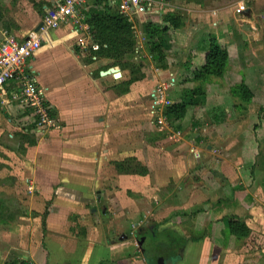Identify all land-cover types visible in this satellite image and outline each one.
<instances>
[{
	"label": "rangeland",
	"instance_id": "rangeland-1",
	"mask_svg": "<svg viewBox=\"0 0 264 264\" xmlns=\"http://www.w3.org/2000/svg\"><path fill=\"white\" fill-rule=\"evenodd\" d=\"M56 1L0 0V30L12 35L13 31L34 28L42 18L43 6ZM167 15L174 16L179 26L164 20ZM146 23L151 24L150 31L162 30L155 37L160 39L165 55L161 61L156 59L159 52L152 53ZM133 27L135 57L127 68L136 79L134 83L145 79L143 70L166 76L155 88L175 79L166 95L173 104L187 103V115L181 120L168 119L166 112L172 104L164 109L166 122L161 123L150 113L155 88L151 92L148 85L140 91L136 121L142 117L149 120L150 129L142 124L120 128V148L128 149V140L129 146L134 140H149L150 149L141 153L143 160L126 157L107 165L109 175L100 190L108 203L93 205L98 209L95 217L91 206L64 205L63 200H71L69 193L55 192L54 199L47 202L36 190L27 193L33 197L31 208L17 206L30 202L24 192L0 195V204L6 207L0 209V264L4 262V247L6 264L32 261L27 251L30 232L39 236L43 254L49 251L47 260L40 257L39 264H148L140 236H150L155 242L178 240L177 254L166 264H241L242 260L243 264H264V0H160V6L156 4L152 13L136 20ZM200 30L223 32L233 49L240 43L245 75L237 84L245 83L253 92L249 101L232 95L236 84L228 87L229 100L221 109H205L207 97L201 103L188 97L197 84L188 81L191 77L185 76L189 72L181 67L185 58H194L196 49L191 46L190 35ZM179 42L187 44L181 46L184 49L177 46ZM208 85L212 87V83ZM158 140H164L161 144L166 153L161 154ZM165 140H190L196 149L185 141L177 148ZM211 140L220 144L215 146ZM138 149L142 150L140 144ZM229 184L236 187L227 192ZM236 192L252 210L237 208L232 213L227 209ZM113 196L117 198L110 202ZM214 210H225L228 216L210 221L206 214ZM31 219L36 225H30ZM234 221L250 231L238 236L228 228Z\"/></svg>",
	"mask_w": 264,
	"mask_h": 264
},
{
	"label": "crops",
	"instance_id": "crops-1",
	"mask_svg": "<svg viewBox=\"0 0 264 264\" xmlns=\"http://www.w3.org/2000/svg\"><path fill=\"white\" fill-rule=\"evenodd\" d=\"M59 1L51 5L54 6ZM93 1L89 2L91 7ZM52 6L46 4L43 9L45 11ZM88 12L82 22L90 29L87 23ZM43 15L44 13L34 28L20 29L11 34L23 40L43 23ZM234 15H237L236 12ZM214 25L218 27V23ZM73 28L72 24H62L60 28L49 31L42 41V48L28 61L29 67L36 73L40 86L46 89V96L58 120L56 129L40 133L32 111L11 99V92L18 89L17 82H10L5 92L0 93V195L24 192L30 197L28 194L36 190V193L43 194L41 198L47 202L54 199L52 196L55 192L69 193L71 200H63L64 205L75 203L85 209L91 206L90 212L95 217L98 209L93 205L107 202L103 200V191L100 190L101 187H105L103 179L109 175L105 170L107 165L126 157L143 160L141 153L145 149H150L149 140H134L133 146H129L131 141L128 140V149L120 148L119 129L126 125L133 129L138 124H142L143 127L150 124L149 120H144L143 117L140 119L142 121H136V101L140 97V91L146 90V86L149 85L148 90L151 91L159 80L166 76L143 70L145 79L140 83H134L131 81L133 76L129 68L114 65V60L110 58L96 57L89 51L81 50ZM4 32L8 33L5 29L0 30V37ZM204 33H207V36L202 38ZM86 34V31H82L80 35L83 38ZM211 36L222 46L227 47L230 53L229 65L222 81L213 82L212 87L208 85L206 90L207 100L203 107L214 110L221 109L222 103L229 100L228 87L244 79L245 71L241 61L244 63L245 56L240 43L236 40L237 47L233 49V45L226 40V35L221 31L200 30L191 33V46L194 45L192 48L196 50L194 58H185V64H182L181 68L186 73L189 72L185 77L192 78V72L205 64V52ZM2 39L3 37L0 38ZM186 45L182 42L177 44L179 47ZM113 68L120 71L119 77L112 73L106 74ZM149 117L148 115L147 119H150ZM148 127L150 129V125ZM167 141L176 144L174 147L177 148L182 141L192 145L190 140ZM162 142L157 141L160 143L158 149L161 154L166 153ZM217 142L218 140L210 141L215 146L220 144ZM139 144L141 151L138 149ZM211 144L208 148H212L213 151ZM193 146L192 149H196ZM251 151L256 155L257 152ZM111 175L116 176L113 172ZM232 187L235 189L236 184H229L227 192H230ZM239 195L236 192L235 196L230 197V206L227 209L232 210V213L237 208L252 210L249 206H244ZM112 198L111 200L109 198L110 202L117 197ZM31 199L33 197H30V202L25 204L21 202L17 206L31 208L33 207ZM2 205L0 204V209L6 208ZM224 212L226 211L214 210L206 215L210 221H216L228 216ZM104 213L106 211H103ZM244 220L251 226L249 218L245 217ZM28 221L30 225H36L33 219ZM38 237L34 232L29 233L27 251L32 261L27 264H39L40 257L42 261L47 260L49 251L43 254ZM3 250L2 264H6L7 250L5 247ZM244 262L242 260L239 263Z\"/></svg>",
	"mask_w": 264,
	"mask_h": 264
},
{
	"label": "built area",
	"instance_id": "built-area-1",
	"mask_svg": "<svg viewBox=\"0 0 264 264\" xmlns=\"http://www.w3.org/2000/svg\"><path fill=\"white\" fill-rule=\"evenodd\" d=\"M91 0H61L54 6L46 8L43 15V26L40 31H32L26 38L19 40L14 35L4 33L0 42V93L5 92L6 86L14 81L18 89L11 92V99L19 102L32 111L35 125L40 133L53 131L58 127V120L54 115L52 105L37 79L36 73L29 67L28 61L42 48V41L51 30L60 28L62 24H72L76 34L77 44L83 51L95 52L100 50V44L94 41L90 29L82 22L86 12L91 8ZM93 1V0H92ZM110 6H117L120 14L128 18L133 24L142 21L154 10L160 0H102ZM163 8V6L161 7ZM146 20V19H145ZM82 31L87 34L82 38ZM175 79L168 84L158 86L151 93L152 116L166 122L163 111L173 104L167 97L166 89L174 85Z\"/></svg>",
	"mask_w": 264,
	"mask_h": 264
},
{
	"label": "trees",
	"instance_id": "trees-1",
	"mask_svg": "<svg viewBox=\"0 0 264 264\" xmlns=\"http://www.w3.org/2000/svg\"><path fill=\"white\" fill-rule=\"evenodd\" d=\"M92 4L93 6L87 13V23L90 26L94 41L100 44V50L91 52V54L96 57L110 58L114 60V65L127 68L129 60L135 57L133 55L135 54L136 40L133 24L127 17L120 14L117 6H110L102 0H94ZM168 15L165 16L164 20L174 27H178L176 18ZM150 26L151 24L146 23L145 30L148 33L150 32L149 35L152 37L150 41L152 53L159 52L156 59L161 61L165 55L161 53L162 44L160 39L155 37L161 34L162 30L154 28L153 31H150ZM205 55V64L194 70L192 78L188 80L197 84L195 88L191 89V95L188 96L192 98V102H195L194 99L198 103H201L200 100L204 101L207 95V85L222 81L229 65L230 53L227 47L222 46L215 37H210ZM131 81H136V79L133 78ZM231 93L234 97L242 98L244 101H249L253 97V92L245 83L236 84L231 88ZM188 106L187 103L173 104L166 112L167 118L175 119V121L183 119L187 115ZM228 228L238 236L246 235L250 231L247 226L244 227L243 224L235 221L229 222ZM241 229L245 230L242 234Z\"/></svg>",
	"mask_w": 264,
	"mask_h": 264
},
{
	"label": "flooded vegetation",
	"instance_id": "flooded-vegetation-1",
	"mask_svg": "<svg viewBox=\"0 0 264 264\" xmlns=\"http://www.w3.org/2000/svg\"><path fill=\"white\" fill-rule=\"evenodd\" d=\"M174 239V238H173ZM174 239L173 240H166L167 243L164 244L163 242H155L152 240L150 236H140V247L141 251L144 255L145 261L148 264H166L167 260L171 261L172 258L177 254L176 250L177 246L180 245L176 242L178 240ZM174 243V244H173ZM174 247V250H172ZM165 251L164 254H155V252H160V251ZM175 251V252H174ZM175 258V257H174ZM175 259H173L174 261ZM168 261V262H169Z\"/></svg>",
	"mask_w": 264,
	"mask_h": 264
},
{
	"label": "water",
	"instance_id": "water-1",
	"mask_svg": "<svg viewBox=\"0 0 264 264\" xmlns=\"http://www.w3.org/2000/svg\"><path fill=\"white\" fill-rule=\"evenodd\" d=\"M42 26H43V23H41V24L35 29V32L40 31V29L42 28ZM110 73L115 74V76H117V77H119V76L121 75V74H120V71H119L118 69H115V68H113V69H111V70H109V71L106 72V74H110Z\"/></svg>",
	"mask_w": 264,
	"mask_h": 264
}]
</instances>
